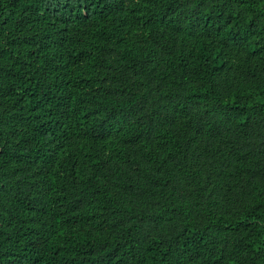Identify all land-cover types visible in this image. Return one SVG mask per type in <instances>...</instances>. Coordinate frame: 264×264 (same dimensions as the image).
<instances>
[{"label": "trees", "instance_id": "16d2710c", "mask_svg": "<svg viewBox=\"0 0 264 264\" xmlns=\"http://www.w3.org/2000/svg\"><path fill=\"white\" fill-rule=\"evenodd\" d=\"M0 264H264V0H0Z\"/></svg>", "mask_w": 264, "mask_h": 264}]
</instances>
